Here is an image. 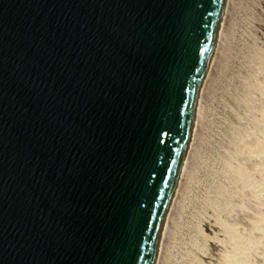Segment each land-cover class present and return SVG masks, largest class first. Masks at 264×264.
Instances as JSON below:
<instances>
[{
  "label": "water",
  "instance_id": "water-1",
  "mask_svg": "<svg viewBox=\"0 0 264 264\" xmlns=\"http://www.w3.org/2000/svg\"><path fill=\"white\" fill-rule=\"evenodd\" d=\"M224 0H0V264H152Z\"/></svg>",
  "mask_w": 264,
  "mask_h": 264
},
{
  "label": "rangeland",
  "instance_id": "rangeland-1",
  "mask_svg": "<svg viewBox=\"0 0 264 264\" xmlns=\"http://www.w3.org/2000/svg\"><path fill=\"white\" fill-rule=\"evenodd\" d=\"M230 5L161 264H263L264 0Z\"/></svg>",
  "mask_w": 264,
  "mask_h": 264
},
{
  "label": "bare ground",
  "instance_id": "bare-ground-1",
  "mask_svg": "<svg viewBox=\"0 0 264 264\" xmlns=\"http://www.w3.org/2000/svg\"><path fill=\"white\" fill-rule=\"evenodd\" d=\"M231 1L232 0H224L223 1L222 10H221V13H220V16H219V19H218L216 34H215V37H214V40H213V43H212V47H211V52H210V55H209V58H208V62L206 64L202 79L200 81L198 92H197V96H196V100H195V104H194V108H193L192 119H191L190 127H189V130H188L186 143H185V146H184V149H183L181 161H180V164H179L178 173H177V177H176V180H175V185L173 187V190L171 192L170 198L168 200V205L166 207V210H165V213H164V216H163V220H162V223H161V226H160V230H159V233H158V236H157L155 249H154V254H153L152 264H161V262H162V260L164 258V255H165V252H166L165 248H166L168 239H169L170 234H171V223H172V221H174L173 218H174L176 209L178 207L179 201L181 200V197H182V194H183L182 193L183 189H184V187H186V184H187L186 182H187V180L189 178V172L192 170L191 169V161H192V158H193L194 154H196L195 152L197 151V146H196V142L195 141H196V138L198 137V134L200 132V130H199V127L201 126L200 125V121H201V117H202V113H203V107H204V102H205V92L207 91V90L205 91L204 88H205V85L210 80V77H211L212 73L216 70V64H218L216 62L219 60L218 59L219 53L221 52V49L224 47V42H226V34H227V23H226V20L228 19L229 7H231V5H230ZM210 83H211V81H210ZM208 85H209V83H208ZM206 95H207V93H206ZM256 147L253 146V148H256ZM224 223H221V224H224ZM224 225H226V224H224ZM227 229H230L229 224L227 226ZM224 231H225V229H224ZM233 235L235 236L236 234H233ZM233 235L230 233L229 235H226V236H228V238H229V236H232V238H233ZM230 242H232V241H230ZM242 242H244V241L242 240ZM227 244H229V242ZM237 246H239V245H237ZM261 246H263L262 248H264V243ZM226 251H227V249H226ZM227 255L229 257L231 255V253L227 254ZM223 256H224V254H223ZM227 259H229V258H227ZM261 261L264 264V254L262 255Z\"/></svg>",
  "mask_w": 264,
  "mask_h": 264
}]
</instances>
